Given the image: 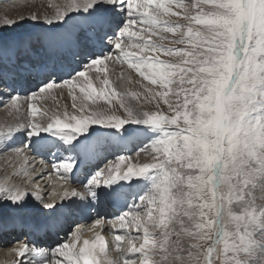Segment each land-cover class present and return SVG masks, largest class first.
Masks as SVG:
<instances>
[{
	"label": "snow or ice",
	"instance_id": "1",
	"mask_svg": "<svg viewBox=\"0 0 264 264\" xmlns=\"http://www.w3.org/2000/svg\"><path fill=\"white\" fill-rule=\"evenodd\" d=\"M48 6L0 20V105L16 120L0 156L23 177L0 182V231L56 237L14 241L15 264H264V0ZM67 57L79 70L57 79ZM109 62L126 71L110 78ZM107 200L124 210L100 214Z\"/></svg>",
	"mask_w": 264,
	"mask_h": 264
},
{
	"label": "bare ground",
	"instance_id": "2",
	"mask_svg": "<svg viewBox=\"0 0 264 264\" xmlns=\"http://www.w3.org/2000/svg\"><path fill=\"white\" fill-rule=\"evenodd\" d=\"M22 1H24V0H18V1L16 0L13 5H15V7H19V5L22 3ZM57 2H60V0H37V1H35V4L33 6H31L30 11L32 10L31 13H34V12H37V11L51 13V12H54V9H52L51 7L48 6L49 3H57ZM38 4H42L43 7L38 9L36 7V5H38ZM22 10L23 9H19V8L16 10L15 16H16L17 19H19V17L21 16ZM119 65L120 64L117 63L116 64V67H113V66L110 67L109 66V75H110V78L115 79L116 77L120 76V74L122 72H125L126 71V68L127 67H120ZM119 68H121V70ZM123 68H125V69H123ZM133 75L135 76V74H133ZM54 91H55V93H56L57 96H60V94H61V90L60 89H56ZM59 103H60L61 106L64 105V104H68L69 105V108H70L71 98L68 96V93H67V90L66 89L63 90V95L61 96V98L59 100ZM42 104H43V106H46V107H49V108L54 107L53 101L50 100V99L47 100V101L42 102ZM7 110H9V109L7 108ZM15 123H16V120H15V117H14V110L6 111L5 108L4 109H0V125L15 124ZM37 157H35V158H37ZM20 170H21V162L19 160L13 161V160L6 159L3 156H0V182H3L5 179H7L11 183H20V181L22 180V175H19ZM14 179H15V181H13ZM107 227H109V226H107ZM99 230L100 229L98 228V230H95V232H97ZM102 234L105 235V239H106L107 236H108V234L106 236L105 230H104V232ZM92 237H93V235L90 232V234L88 235V237H86L85 239H89V238L94 239ZM34 238L37 239L36 236H34ZM12 245L13 246H11V247H2V249H0V253L1 252L2 253L5 252V254L3 255L4 261H2V264H12V263L9 262L10 261V257L11 258H14V256L16 255L15 252L12 251V248L15 246V244H12ZM113 256H115V254H113ZM0 259H1V255H0ZM17 259H18V257L14 260V263L17 261Z\"/></svg>",
	"mask_w": 264,
	"mask_h": 264
},
{
	"label": "rangeland",
	"instance_id": "3",
	"mask_svg": "<svg viewBox=\"0 0 264 264\" xmlns=\"http://www.w3.org/2000/svg\"><path fill=\"white\" fill-rule=\"evenodd\" d=\"M15 1L16 0H0V20H3V19H5V18H7V19H13V20H17V18H16V16H15V13H16V10L19 8V9H23L22 10V12H21V16H29V15H31L32 13H31V11H30V8H31V6H33L34 4H35V1H37V0H24V1H22V3L19 5V7H15V5H13L14 3H15ZM18 1V0H17ZM24 2V3H23ZM189 2V0H185V3H188ZM4 11V12H3ZM173 19H175V17L173 18ZM181 22H183V21H181ZM24 27H28V25L27 24H25L24 25ZM60 63H62L63 62V58L59 61ZM116 64L117 63H115V62H109V66L111 67V66H113V67H116ZM70 64H68L67 66H69ZM115 65V66H114ZM120 67H127L126 65H119ZM120 70H121V68H119ZM123 69H125V68H123ZM0 86H1V84H0ZM29 87H32V88H34L35 87V85L34 84H29L28 85ZM23 91H27L26 89H24ZM115 103V102H114ZM100 104H102V105H104L105 107H107V105L106 104H104V102L103 101H101L100 102ZM155 107V105L154 104H147V105H145V108L146 109H152V108H154ZM5 107H3L2 105H0V109H4ZM6 109V111H10V109L9 110H7V108H5ZM46 122V121H45ZM144 141H139V143H143ZM133 146V148H132V150L134 151L135 150V147L137 146V145H132ZM113 151H116V150H113ZM107 156H108V158L109 159H111L112 157H111V153H108V154H106ZM33 156L34 157H37V158H35V160H36V166H40L39 165V160L41 159V157L39 156V155H37V154H35V153H33ZM46 160V159H45ZM145 160H146V158H141L140 160H139V162L140 163H143V162H145ZM46 161H48V160H46ZM134 162H135V158H134ZM82 175V174H81ZM80 177V176H79ZM77 178V180H79L80 178ZM82 177V176H81ZM16 179V178H15ZM15 179L13 180V181H15ZM22 179H23V177H22ZM22 182V180L20 181V183ZM41 184L42 185H44L45 184V181H43V180H41ZM85 213V214H84ZM84 213H82L83 215H86L87 216V213H88V211H85ZM77 219H81V218H79V217H76ZM78 223H79V226L82 228L83 227V222L81 223L80 222V220H78ZM90 227V224H85L84 225V227H83V230H84V236H83V239H85L86 237H88V235L90 234V232H91V234L93 235V237L92 238H95V230H98V228H96V229H93V230H91L90 232H89V230H87L88 228ZM106 232V236H107V234H108V236H107V240L106 241H108V244H109V252H108V255L110 256V257H112L113 256V254H115V252H114V250H113V244H114V232H112L111 234H110V229L108 230V231H105ZM42 234V233H41ZM62 234V233H61ZM135 234V233H134ZM43 235V234H42ZM30 236V235H29ZM34 236H37V239L35 240L36 242L35 243H38V241H41L40 239H39V236L38 235H34ZM110 239V240H109ZM89 240H91V238H89ZM9 242H11V240H8ZM23 241V240H22ZM9 242H4L3 244H0V249H2V247H11V246H13L12 245V243H10L9 244ZM7 244V245H6ZM122 247H123V245H122ZM5 254V252H1L0 253V255H1V259H0V264H2V261H4V257H3V255ZM17 258V256L15 255L14 256V258H11L10 257V263H12V264H15L14 263V260Z\"/></svg>",
	"mask_w": 264,
	"mask_h": 264
}]
</instances>
